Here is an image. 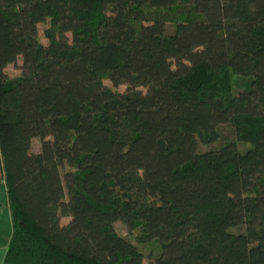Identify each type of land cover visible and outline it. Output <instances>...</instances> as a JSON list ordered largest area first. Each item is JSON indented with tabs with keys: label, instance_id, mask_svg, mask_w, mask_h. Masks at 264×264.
Listing matches in <instances>:
<instances>
[{
	"label": "trees",
	"instance_id": "16d2710c",
	"mask_svg": "<svg viewBox=\"0 0 264 264\" xmlns=\"http://www.w3.org/2000/svg\"><path fill=\"white\" fill-rule=\"evenodd\" d=\"M0 156L2 264H264V0H0Z\"/></svg>",
	"mask_w": 264,
	"mask_h": 264
},
{
	"label": "rangeland",
	"instance_id": "374dc122",
	"mask_svg": "<svg viewBox=\"0 0 264 264\" xmlns=\"http://www.w3.org/2000/svg\"><path fill=\"white\" fill-rule=\"evenodd\" d=\"M43 29V26H41L40 30ZM22 64H23V60L22 57H18V60L15 64H10L6 67V72L10 77H16L21 75L22 73ZM105 83L111 87H113L112 83L109 80H105ZM114 90L117 91H125L127 89V86L125 84L120 85L119 87H113ZM144 91H146V89H144ZM222 137L220 139V141H218L217 143L211 144V145H203L200 144L199 149L201 151H206L209 150L211 148H214L226 141H230V140H235V137L233 135L232 129H230L229 127H222ZM43 139L36 137L33 140V144H32V150L34 152H37L40 150L41 148V144H42ZM252 147L251 143L249 142H240L239 143V149L241 151H246L248 149H250ZM1 161H0V176H1V171L3 168V162H2V158L0 157ZM64 171H62V173L64 174ZM65 200H68V195L65 197ZM6 217H4V221H5ZM71 218L70 217H62L61 219V223L62 225H66L70 222ZM7 227V224H5ZM114 226L117 230V232L119 234H121L122 236H124L125 238H127L128 240H130L131 242H133L135 245H137L144 253L145 255V264H148L149 261L154 258L157 255V245L155 242H150V243H140L138 241V229L137 228H132L128 223L124 222L122 219L116 220L114 222ZM6 227H3V229H1L0 231H5L3 234H0V264H2L3 261V257L6 251V247L10 238V234H11V224L10 226L6 229ZM1 233V232H0Z\"/></svg>",
	"mask_w": 264,
	"mask_h": 264
},
{
	"label": "crops",
	"instance_id": "0c3cea01",
	"mask_svg": "<svg viewBox=\"0 0 264 264\" xmlns=\"http://www.w3.org/2000/svg\"><path fill=\"white\" fill-rule=\"evenodd\" d=\"M4 217H6L5 221H4ZM5 224H7V227ZM10 224H11V217H10V211H9L7 195H6V183L4 179V171L2 168L1 176H0V230L3 229V227H6L7 229L10 226ZM11 227H12V224H11ZM0 232H1L0 234H3L5 231L4 232L0 231ZM11 234H12V229H11ZM11 234H10V237H11Z\"/></svg>",
	"mask_w": 264,
	"mask_h": 264
}]
</instances>
